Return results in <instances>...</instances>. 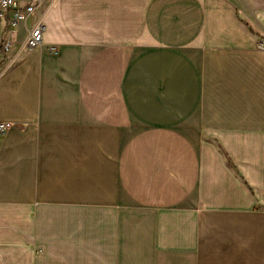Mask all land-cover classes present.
Wrapping results in <instances>:
<instances>
[{"label":"crops","instance_id":"1","mask_svg":"<svg viewBox=\"0 0 264 264\" xmlns=\"http://www.w3.org/2000/svg\"><path fill=\"white\" fill-rule=\"evenodd\" d=\"M35 17L0 59V264H264V0Z\"/></svg>","mask_w":264,"mask_h":264},{"label":"built area","instance_id":"2","mask_svg":"<svg viewBox=\"0 0 264 264\" xmlns=\"http://www.w3.org/2000/svg\"><path fill=\"white\" fill-rule=\"evenodd\" d=\"M54 0H0V20L5 19L8 35L0 46V59L15 43L17 30L21 24L33 18L29 27L26 26V36L23 46L27 48L39 47L43 42L44 23L42 18L35 17L44 6ZM56 46H48L49 52H55ZM12 126L11 122H0V133H4Z\"/></svg>","mask_w":264,"mask_h":264}]
</instances>
